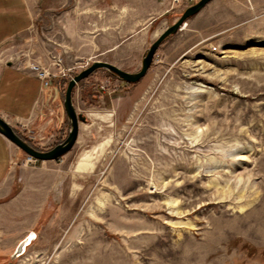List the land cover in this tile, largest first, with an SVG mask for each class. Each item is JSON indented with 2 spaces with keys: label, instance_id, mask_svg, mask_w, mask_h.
<instances>
[{
  "label": "rangeland",
  "instance_id": "1",
  "mask_svg": "<svg viewBox=\"0 0 264 264\" xmlns=\"http://www.w3.org/2000/svg\"><path fill=\"white\" fill-rule=\"evenodd\" d=\"M27 1L32 26L0 43V89L12 68L50 73L48 106L10 124L47 150L68 136L74 75L94 60L139 71L150 45L198 0H166V12L126 31L119 9L98 7L78 24L62 15L72 0ZM213 2L159 45L138 81L98 68L76 84L87 121L63 156L27 163V181L42 183L47 201L19 257L22 238L10 230L0 239V264H264V3L233 17ZM11 143L16 192L28 154ZM86 155L90 167L79 169Z\"/></svg>",
  "mask_w": 264,
  "mask_h": 264
},
{
  "label": "crops",
  "instance_id": "2",
  "mask_svg": "<svg viewBox=\"0 0 264 264\" xmlns=\"http://www.w3.org/2000/svg\"><path fill=\"white\" fill-rule=\"evenodd\" d=\"M101 1L103 0H72V7L65 9L62 15L67 13L72 16L78 15L80 17L74 20L80 24L81 16L92 15L98 7L105 9L107 15L114 14L115 9H119L120 13L126 16L120 28L126 31L130 21L132 29L138 30L156 15L166 12L169 6L166 0H148L147 5H144L145 0H110L109 2L104 0V4ZM263 3L264 0H214L211 7L214 9L219 6L225 7L228 10L226 14L228 16L232 14L234 17L235 14L240 16L241 9H248V5L259 7ZM248 12L251 14L250 8ZM74 20L73 22L76 23ZM32 24V13L27 0H0V43L31 27ZM13 69L8 71L5 86L0 89V115L12 125L28 123L31 119L37 118L41 103H46L48 106L50 99L47 95L50 88L33 70ZM11 86L13 88H10ZM27 97L28 104L25 103ZM17 158H20L19 151L0 133V239L8 237L6 234L10 230L14 232L9 237L23 239L24 231L38 220L42 206L47 201V192L43 191L42 183L27 181L29 170L26 163L18 166L21 178L26 177V181L14 192Z\"/></svg>",
  "mask_w": 264,
  "mask_h": 264
},
{
  "label": "water",
  "instance_id": "3",
  "mask_svg": "<svg viewBox=\"0 0 264 264\" xmlns=\"http://www.w3.org/2000/svg\"><path fill=\"white\" fill-rule=\"evenodd\" d=\"M210 1L212 0H198L194 4L188 6L179 19L174 22L172 25L168 26L158 37L157 39L150 45L147 52L143 56L142 67L137 72H129L126 71L117 65H114L108 61L103 60H94L90 65L82 69L79 73L74 75L70 81L68 82L65 98H64V109L70 121V128L68 136L60 143L56 144L50 149L41 150L34 147L30 144L26 139L21 137L13 126L10 125L6 119L0 115V133L7 137L14 144L19 146L23 151H25L28 155H31L39 160H54L58 159L67 153L77 141L79 134V125L80 122L87 121V117L80 112H77L74 100H73V89L76 84L82 79L88 77L91 73H93L98 68H105L110 72L117 75L119 78L129 82H136L141 77H143L148 69L150 68L155 52L157 51L159 45L170 35L176 33L178 30H181L183 25L188 21L189 18L197 14L200 10H202ZM188 23V22H187ZM35 232H30L29 235H34ZM26 238L21 240L19 245L16 248V251L13 258H16L17 255L22 254L24 252V248L27 244Z\"/></svg>",
  "mask_w": 264,
  "mask_h": 264
},
{
  "label": "bare ground",
  "instance_id": "4",
  "mask_svg": "<svg viewBox=\"0 0 264 264\" xmlns=\"http://www.w3.org/2000/svg\"><path fill=\"white\" fill-rule=\"evenodd\" d=\"M187 25H188V23L186 22L184 25H183V27L182 28H186L187 27ZM34 67H35V65H34ZM80 157H82V156H80ZM92 158V157H91ZM92 161H94V160H92ZM90 162H91V159L89 160V156H83L82 158H80L79 160H78V162H77V167L79 168V169H88L89 167H90ZM153 188H156V186H153ZM169 203V202H168ZM248 234H249V232H247ZM252 234L254 233V232H251ZM30 233H28L24 238H26V240L28 241L27 242V244H26V246H25V248H24V252H25V250H26V247H27V245H29V244H31L32 243V241H33V239L36 237V234H34V235H29ZM23 238V239H24ZM22 239V240H23ZM21 254H19V255H17V257H19Z\"/></svg>",
  "mask_w": 264,
  "mask_h": 264
},
{
  "label": "built area",
  "instance_id": "5",
  "mask_svg": "<svg viewBox=\"0 0 264 264\" xmlns=\"http://www.w3.org/2000/svg\"><path fill=\"white\" fill-rule=\"evenodd\" d=\"M174 1H178V0H174ZM32 68L38 71V76L43 81V83L45 85H47L48 84V79L47 78L49 77L50 73L47 70H45L43 68H40L39 66H36V65H35V67L32 66ZM38 160L39 159H37V158H35V157L31 156V155H28L26 157V164L27 163H31L32 164V163H35Z\"/></svg>",
  "mask_w": 264,
  "mask_h": 264
}]
</instances>
